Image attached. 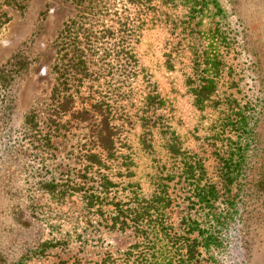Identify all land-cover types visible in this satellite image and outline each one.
<instances>
[{"label":"rangeland","instance_id":"1","mask_svg":"<svg viewBox=\"0 0 264 264\" xmlns=\"http://www.w3.org/2000/svg\"><path fill=\"white\" fill-rule=\"evenodd\" d=\"M219 2L224 15L212 14L200 25L182 31L162 24L143 32L137 51L147 82L140 74L117 91L105 84L80 88L77 107L109 97V122L119 128L122 142L118 155L126 156L133 173L118 177L125 170L122 159L107 161L108 169L100 171L116 183L108 189L100 186L95 168L85 172L84 131L76 121L55 126L48 119L55 39L80 7L69 0H26L21 10L6 9L10 20L0 30V64L19 49L34 60L12 81L10 115L0 111V264H101L105 258L111 264L128 258L131 264L159 233L156 224L112 230L111 218L117 203L128 202L132 192L151 194L162 178L171 199L162 221L166 233L182 234L181 219L189 214L217 238L216 245L198 246L201 264H264V0ZM200 33L215 63L214 91L203 110L186 85L193 63L187 45ZM168 56L172 69L165 65ZM149 91L161 107L150 106L146 113ZM153 112L158 120H142ZM29 113L35 115L37 136L25 124ZM170 132L206 158L218 193L213 208L200 209L191 196L178 161L164 147ZM43 134L49 135L48 146L39 141ZM215 154L222 160L232 156V184ZM51 176L79 190L59 198L41 184ZM85 193L99 196L92 207Z\"/></svg>","mask_w":264,"mask_h":264},{"label":"trees","instance_id":"2","mask_svg":"<svg viewBox=\"0 0 264 264\" xmlns=\"http://www.w3.org/2000/svg\"><path fill=\"white\" fill-rule=\"evenodd\" d=\"M25 1L0 0V30L10 20L6 9L21 10ZM69 1L79 6L80 10L63 24L55 39L56 56L52 71L56 82L51 92L48 119L55 126L59 125L60 120H68L67 125L76 121L74 124L84 131L82 137L85 140L81 143V148L85 149V172L88 168H95L100 174V186L108 189L116 183L100 171L103 168L108 169L107 161L122 159L120 166H124L125 170H119L118 177H131L133 173L130 171V164L126 162V156L118 155L122 142L119 128L109 122L113 120L109 97L101 96L92 101L89 107H77L75 100L80 88H98L99 85L105 84L112 91H117L125 83H132L140 74L147 82V73L137 51L144 31L162 24L170 25L171 28L181 27L184 31L192 23L195 26L200 25L212 14H223L224 8L219 0ZM203 39L200 33L197 42L191 46L187 45L193 53L192 74L186 78L187 91L193 98V104L200 110L206 108L215 83L213 75L210 74L214 71L213 54L207 50ZM33 60L25 50L19 49L0 64L1 116L10 115L13 107V97L10 95L12 81L26 71ZM171 60L170 56L165 60L168 69L173 68ZM144 99L146 113L149 112L150 106L154 105V109L161 107V101L156 100L158 96L151 91L146 93ZM153 114L156 115L155 112ZM154 115H144L142 120H158L160 116ZM25 124L34 131L33 134H39L33 113L26 115ZM48 136H40L42 146L49 145ZM144 142L145 147L149 148L150 143L146 139ZM96 147L101 152L92 151ZM164 147L170 156L178 161L181 176L188 184L191 196L196 199L200 209L213 208L218 193L214 182L208 177L206 158L203 154L184 146L174 132L169 133ZM215 157H218L226 170L223 172L225 181L232 184L235 179L232 176V167L236 165L232 156L223 160L217 154ZM164 180L167 178H162V182L157 183L151 194L140 196L132 192L128 202L123 205L121 202L117 203L110 228L124 230L129 227V223L137 227L143 222L148 227H154L156 224L155 228L159 233H153V239L148 240L146 248L136 254L131 264H201L198 259V246L216 245L217 238L210 228L201 227V222L189 214L181 219L182 234L170 236L166 233L162 221L171 199ZM41 184L49 193L59 198L67 195L69 191L79 190L77 185H70L66 180L58 183L54 176ZM84 197L91 207L99 198L87 193ZM194 232L197 236L193 238L191 235ZM127 259L123 260L125 264ZM110 260L105 258L101 264H111ZM14 264H21V261Z\"/></svg>","mask_w":264,"mask_h":264}]
</instances>
